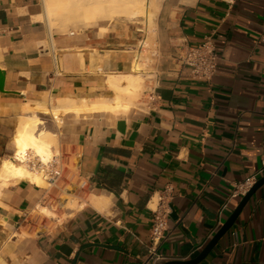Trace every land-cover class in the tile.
Masks as SVG:
<instances>
[{
  "label": "crops",
  "instance_id": "0c3cea01",
  "mask_svg": "<svg viewBox=\"0 0 264 264\" xmlns=\"http://www.w3.org/2000/svg\"><path fill=\"white\" fill-rule=\"evenodd\" d=\"M157 8L152 20L149 11L68 33L50 25L44 0H0V159L13 155L22 119L36 114L66 165L50 198L28 181L1 192L0 264H142L167 188L161 264L191 261L241 202L237 186L263 168L264 0H159ZM206 38L218 54L210 82L181 60ZM138 54L155 62L128 113L65 110L113 104L112 78L133 74ZM52 107L62 111L59 126L43 110ZM69 184L81 200L107 199L108 209L87 205L50 221L33 214ZM198 264H264V185Z\"/></svg>",
  "mask_w": 264,
  "mask_h": 264
},
{
  "label": "bare ground",
  "instance_id": "6f19581e",
  "mask_svg": "<svg viewBox=\"0 0 264 264\" xmlns=\"http://www.w3.org/2000/svg\"><path fill=\"white\" fill-rule=\"evenodd\" d=\"M159 0H44L46 17L52 27L65 29L70 24L82 23L87 27L96 25L100 20L128 18L135 19L145 17L147 8L152 9L150 19H153V7L157 8ZM147 42L145 43V46ZM147 58L137 55L133 62V74L112 78V87L116 91L113 104L106 102L83 101L80 105L71 102L65 110L76 113H94L97 111H111L113 113H128L133 102L143 89L142 71L145 69ZM125 86H122V82ZM45 114L61 122L60 107H52L51 110L43 109ZM45 122L36 114L28 115L22 119L12 140L13 155L2 158L0 163V192L11 185L21 181H28L41 188L46 187L42 176L29 167L26 155L30 153L39 161L47 162L53 155L52 143L56 142V135L41 130L39 127ZM62 193L68 194L63 199V206L69 210L84 208L91 205L101 212L108 209L109 201L105 198L91 196L88 200H81L75 193L63 189ZM42 214H51L49 208L38 205ZM53 216V215H50Z\"/></svg>",
  "mask_w": 264,
  "mask_h": 264
},
{
  "label": "built area",
  "instance_id": "2783aa9c",
  "mask_svg": "<svg viewBox=\"0 0 264 264\" xmlns=\"http://www.w3.org/2000/svg\"><path fill=\"white\" fill-rule=\"evenodd\" d=\"M181 60L190 69L193 78L210 82L217 70L218 54L211 38H206L200 45L185 47ZM26 157L29 167L36 170L48 184L46 191L56 189L65 178V155L61 152L53 154L47 162L37 160L30 153ZM79 158L80 156L76 154V163ZM263 176L264 166L258 174L237 186L233 197L245 196ZM170 192L171 188L165 190L164 195L160 197L159 206L153 211L151 238L148 248L149 255L142 264H161L165 260L160 252V246L166 238V232L169 229Z\"/></svg>",
  "mask_w": 264,
  "mask_h": 264
},
{
  "label": "rangeland",
  "instance_id": "374dc122",
  "mask_svg": "<svg viewBox=\"0 0 264 264\" xmlns=\"http://www.w3.org/2000/svg\"><path fill=\"white\" fill-rule=\"evenodd\" d=\"M153 10L156 12L157 10H158V8H154L153 7ZM149 11H152V9H150V8H147V12H149ZM105 20H110V19H105ZM117 20H121V21H123V20H133V19H128V18H117V19H112V20H110V21H117ZM137 20H139V19H137ZM83 25L84 24H82V23H77V24H70L69 26H67L66 28H65V32H68V33H70V31H76L77 29H79L80 27H83ZM70 29H73V30H70ZM63 31V32H64ZM149 33H150V36H149V38L150 39H152V38H154V33H153V31H152V25L150 26V30H149ZM152 49V43L150 42V41H148L147 42V45L145 46V50L146 51H148L149 49ZM148 61H147V63H146V67H145V71L146 72H148V66H150L151 64H154V62H155V60H154V58H152L151 56H148V59H147ZM146 76H149V74H147ZM53 119V118H52ZM53 121H54V124H56L57 126H59L60 125V122L59 121H57V120H55V119H53ZM41 130H43V131H47V132H49L48 130H46V128H44L42 125L39 127ZM50 133V132H49ZM54 135V134H53ZM55 140H57L56 142H53L52 143V147H53V154H57V153H59L60 151H59V144H58V138L56 137V139ZM1 161H2V159H0V163H1ZM64 164H65V162H64ZM65 167H66V165H65ZM48 188V184L46 183V187H44V189H47ZM67 189L66 190H69L70 192H72V193H76V188L73 186V185H68L67 187H66ZM2 192V191H1ZM0 192V195L2 194ZM48 192H50V195H48V198H50L51 197V195H52V193H54V190L52 189V190H48ZM67 198L68 197V194H66V193H61V194H58V195H56V196H52V200H51V202H48V203H46V204H40V205H43V206H45V207H47V208H49L50 209V211H51V214H42L41 212H40V210L38 209H36L35 211H33V214H35L36 216H38V217H40V218H46V220L47 221H50L51 219H56V220H61V219H63V218H66L67 217V215L69 214V213H71V212H75V211H77L79 208H77V209H75V210H69V209H67V208H65L64 206H63V199L62 198ZM50 215H53V216H50ZM41 231V228L39 227L38 228V232H40Z\"/></svg>",
  "mask_w": 264,
  "mask_h": 264
},
{
  "label": "water",
  "instance_id": "95a60500",
  "mask_svg": "<svg viewBox=\"0 0 264 264\" xmlns=\"http://www.w3.org/2000/svg\"><path fill=\"white\" fill-rule=\"evenodd\" d=\"M4 84H5V72L0 69V92H4ZM264 185V177L260 178L258 182L250 189V191L242 198L241 202L222 226V228L218 231V233L214 236V238L210 241V243L206 246V248L200 253V255L187 262H169L166 264H198L205 260L208 254L212 251L217 242L224 236V234L230 230V228L235 224L236 220L240 216L244 207L253 197V195Z\"/></svg>",
  "mask_w": 264,
  "mask_h": 264
}]
</instances>
